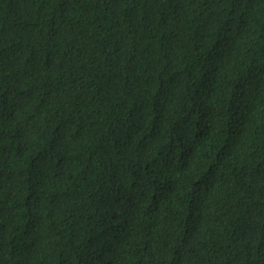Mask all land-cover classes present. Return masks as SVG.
I'll list each match as a JSON object with an SVG mask.
<instances>
[{"label": "trees", "instance_id": "16d2710c", "mask_svg": "<svg viewBox=\"0 0 264 264\" xmlns=\"http://www.w3.org/2000/svg\"><path fill=\"white\" fill-rule=\"evenodd\" d=\"M0 264H264V0H0Z\"/></svg>", "mask_w": 264, "mask_h": 264}]
</instances>
